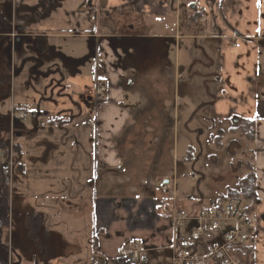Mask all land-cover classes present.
I'll return each instance as SVG.
<instances>
[{"label": "crops", "instance_id": "obj_1", "mask_svg": "<svg viewBox=\"0 0 264 264\" xmlns=\"http://www.w3.org/2000/svg\"><path fill=\"white\" fill-rule=\"evenodd\" d=\"M42 1L15 0L13 5L9 0H0V99H6L5 95L9 94L13 100L16 92L21 97L31 93L38 98L37 119L46 120L51 116L48 107L58 108L63 104L53 97V89H49L47 83L52 74H57L66 94L62 100L64 115L55 119L60 134H63L67 129L62 127H81V122L85 120V101L80 97L79 102H74L67 97L78 86L77 81L74 83L75 78L91 79L95 88L98 85L106 87L102 103L95 101L91 89H84L87 99L90 100V96L95 102L93 153L86 155L81 150L79 131L72 136L68 131L63 137V144L66 148L70 145V163L63 158L57 167L62 169L66 165L69 168L65 173L60 170L58 175L70 178L71 184L83 185V188L87 187L84 178L89 180L93 176L91 186L98 190L102 181L96 174L101 171L115 172L119 155L114 139L130 120V112L122 108V92H133L135 89L130 70L135 59L132 53L137 48L135 42L137 39L161 42L160 46H154L160 54L153 57L158 68L165 73L162 68L171 62V47H174L178 50L175 56L178 97L181 94L191 96V88H196L199 77L205 87L200 96L206 95L212 101L211 117L226 123L236 116L238 122L254 123L255 137L250 143L252 148L247 147L250 159L245 165H250L255 176V202L251 204L252 209L243 205L239 213L252 223L245 244L247 264H264V0H61L58 6H55V0H45L55 7L50 12L46 11ZM193 3L195 7L190 6ZM187 5L189 10L186 11ZM196 11H200L201 18L192 21L191 14ZM13 13L19 14L22 19L20 24L29 36L21 40L11 56L7 55L10 42L6 35L16 29ZM124 16L134 18L128 19L123 26ZM24 18L29 21L28 24L24 23ZM65 39L76 40L80 44L68 46L63 42ZM60 48H64L63 51ZM207 52L209 57L202 55ZM217 57L219 60L214 73L197 72L195 64L204 63V68H209ZM61 61L63 66L58 64ZM8 65L10 70L5 69ZM12 106L27 111L25 105ZM45 107L46 112L41 110ZM143 109L140 107L136 111ZM165 114L166 111L163 117ZM3 116L0 114V132L8 120ZM156 116L160 117L158 113ZM190 116L182 115L181 118L186 120ZM19 123L16 122L15 126ZM47 123L51 127L55 125L53 121ZM42 132L33 133L35 135L31 137L28 131L26 135L28 144L40 137L39 149L42 153L34 160L35 163L46 160L50 150L57 149L55 143L41 139L43 135H48ZM0 143L3 142L0 140ZM15 145L20 156V147ZM20 166L19 172L24 173L25 167L23 164ZM43 170L40 169L41 172ZM131 200L122 201L123 205L116 200L106 203L112 209L107 212L108 224H103L104 236L96 237V252H102L110 259L117 258L120 248L131 249L133 241L137 240L152 247L142 253L137 264H145L147 255L153 253L165 255L169 259L168 264H171L167 246L172 231L164 213L168 208L162 205L164 211L161 210V214L157 211L159 218L151 228L135 221V204L140 199L136 203H126ZM7 205L0 197V233L5 227L3 213ZM159 206L160 209L162 206ZM147 222H150L149 219ZM118 263L130 264L125 261ZM0 264H8L1 249Z\"/></svg>", "mask_w": 264, "mask_h": 264}, {"label": "rangeland", "instance_id": "obj_2", "mask_svg": "<svg viewBox=\"0 0 264 264\" xmlns=\"http://www.w3.org/2000/svg\"><path fill=\"white\" fill-rule=\"evenodd\" d=\"M185 10H189L188 5ZM130 18L134 17L124 16L123 26ZM63 42L68 46L80 44L69 39ZM146 42L154 44H145ZM155 42L140 39L135 42L137 48L132 53V58L135 59L130 69L135 89L133 92H122L121 97L122 108L130 112V120L126 121L122 132L114 139L119 155L115 172L110 174L101 171L96 174L102 181L98 190L91 186L93 176L89 180L84 178L87 187L83 188V185L71 184L70 178L58 175L60 170L65 173L69 166L65 165L62 169L57 167L63 158L70 163V145L66 148L63 144V137L68 131L70 136L79 131L81 150L86 155L93 153L95 102L90 96L88 100L84 94L85 88L95 90L91 79H77L73 76L74 83L77 81L78 86L67 97L74 102H79L81 97L88 110L86 109L81 127H62L63 130L67 129L63 134H60V127L55 119L64 115L62 105L66 94L57 74H52L47 83L52 87L49 89H53V97L63 104L58 108L48 107L51 116L46 120L37 119L38 98L31 96V93L27 92L21 97L16 92L13 100L9 94L5 95L6 99H0V114L8 120L12 105H25L27 110V117L12 128L14 134L22 137L13 142L20 147L21 152L19 156V152L13 148L14 173L7 184L8 205L3 213L5 227L0 233V249L6 263L119 264L118 256L110 259L102 252H96L95 248L96 237L104 236L103 224H108L107 212L112 209L107 202L150 199L168 208L166 211L163 206L158 208L159 213L164 211L167 214L174 205L182 212L196 214L209 207L216 199L225 198L227 191L234 189L236 183L245 176L244 165L250 159L251 144L228 133L232 128L229 121L218 122L211 117L212 101L206 95L200 96L205 87L199 77L196 88H191V96L187 95L189 99L183 94L177 96L179 81L175 56L178 50L171 47V62L162 68L166 70L165 73L154 62L153 56L160 54L154 46L161 45V42ZM60 49L63 51L64 48ZM202 55L209 57V52ZM218 60L217 57L209 68H204V63L198 62L195 64L197 72L214 73ZM58 64L64 65L62 61ZM5 69L10 70V66ZM66 82L67 79L64 85ZM56 103L59 104L57 101ZM140 107L144 108L143 111H136ZM41 110L46 112V107ZM157 113L160 117L156 116ZM189 114L192 115L190 118L182 120V115L189 117ZM47 121H53L55 125L51 127ZM28 131L31 137L35 135L33 133L40 131L48 134L41 139L55 143L57 149H51L46 160L35 163L34 160L42 153L39 149L40 137L28 144ZM220 131L223 133V148L218 151L214 148L213 141ZM9 137L8 126L0 132V140L6 143ZM188 147L194 149L193 160L184 163ZM242 152L245 153L241 154ZM20 164L25 167L24 173L17 171L16 166ZM40 169H44L43 172ZM165 181L168 182V188L162 191ZM243 205L252 209L248 202ZM31 214L40 216L41 224L33 222ZM160 254L147 255L145 264H168V257Z\"/></svg>", "mask_w": 264, "mask_h": 264}, {"label": "built area", "instance_id": "obj_3", "mask_svg": "<svg viewBox=\"0 0 264 264\" xmlns=\"http://www.w3.org/2000/svg\"><path fill=\"white\" fill-rule=\"evenodd\" d=\"M13 37L14 34H11V38ZM105 92L104 86H97L93 95L96 100L102 101ZM24 118L26 113L23 110L11 108L10 123ZM13 140L14 133L10 130L6 159L7 182L11 181L13 173L15 157ZM166 190L167 187H162V191ZM135 206L137 207L135 221L152 228L154 221L159 218L156 213V202L147 199ZM148 219L150 222H147ZM167 219L172 231V238L167 246L171 264H246L245 244L251 222L239 213L237 203L216 199L209 207L193 215L186 214L173 205ZM151 248L135 240L131 249L122 248L118 253L130 263L137 264L142 253Z\"/></svg>", "mask_w": 264, "mask_h": 264}, {"label": "trees", "instance_id": "obj_4", "mask_svg": "<svg viewBox=\"0 0 264 264\" xmlns=\"http://www.w3.org/2000/svg\"><path fill=\"white\" fill-rule=\"evenodd\" d=\"M191 20L194 21L198 18H201L200 11H196L191 14ZM231 135H237L238 137L246 140L247 142L251 143L255 137V127L253 122L249 121H240L237 125H234L229 131ZM214 148L220 151L223 148V133L220 131L218 135L214 138L213 141ZM15 151L18 152V147L15 145ZM194 149L192 147H188L186 150V155L184 158V163L188 161H192ZM0 153L3 159H0V197L4 201H8V187L6 183V170L4 166L3 160L7 157V148L6 145L0 143ZM246 166V165H245ZM20 165H17V171L21 170ZM246 174L245 176L240 179L237 183L235 189L228 190L225 198L237 202L239 205L247 202H255V194H256V185H255V176L254 173L248 164L246 167ZM30 219L35 222L36 224H41V217L36 214H31ZM45 234H47L45 232ZM95 246H97V242L95 240ZM245 256L247 258V253L245 252ZM248 264H251L250 262Z\"/></svg>", "mask_w": 264, "mask_h": 264}, {"label": "flooded vegetation", "instance_id": "obj_5", "mask_svg": "<svg viewBox=\"0 0 264 264\" xmlns=\"http://www.w3.org/2000/svg\"><path fill=\"white\" fill-rule=\"evenodd\" d=\"M9 1H11L12 2V4L13 5H15V0H9ZM43 2V1H42ZM44 5H45V9H46V11L47 12H50V11H52L53 9H55V7H54V5H49V4H47V2L44 0ZM55 3H56V5L55 6H58V5H60V3H61V0H55ZM194 6L195 7V5H194V3L193 4H191L190 6ZM13 15V17H14V19H16V20H14L15 22H16V24H15V34H14V38L13 39H9L11 36H10V34H11V32H9L7 35H6V38H7V40H8V42H10V44L8 45L9 47H8V51H7V55H11L12 56V54H14V49L16 48V46L19 44H17V43H15V40H16V38L17 37H20V38H28V34H27V32H25V30H24V26H21V24H20V20H22L21 19V17L19 16V14L18 13H13L12 14ZM24 23H29V21L26 19V18H24ZM23 28L22 29V33H20L19 34V29L20 28ZM12 31V30H11ZM14 32V31H13ZM96 102H98V103H102V101H100V100H97ZM233 118H234V116H232L231 117V126L233 127L234 125H237L239 122H236V123H233ZM239 121V120H238ZM8 120H7V124H6V127L8 126ZM96 248V247H95Z\"/></svg>", "mask_w": 264, "mask_h": 264}, {"label": "water", "instance_id": "obj_6", "mask_svg": "<svg viewBox=\"0 0 264 264\" xmlns=\"http://www.w3.org/2000/svg\"><path fill=\"white\" fill-rule=\"evenodd\" d=\"M20 33H22V28L19 29V34H20ZM23 39H24V38L17 37L16 40H15V43L18 44V43H20L21 40H23ZM236 122H238V118L234 117V118H233V123H236ZM16 137H17V138L20 137V134H17ZM164 183L166 184L167 182H164Z\"/></svg>", "mask_w": 264, "mask_h": 264}]
</instances>
